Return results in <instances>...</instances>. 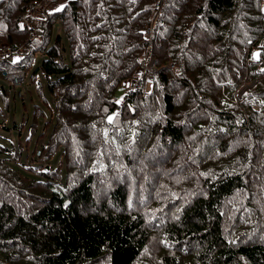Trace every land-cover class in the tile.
I'll return each instance as SVG.
<instances>
[{"label": "trees", "instance_id": "16d2710c", "mask_svg": "<svg viewBox=\"0 0 264 264\" xmlns=\"http://www.w3.org/2000/svg\"><path fill=\"white\" fill-rule=\"evenodd\" d=\"M32 1L0 0V75L51 96L27 156L41 178L0 156V264H264L262 0H66L42 18Z\"/></svg>", "mask_w": 264, "mask_h": 264}, {"label": "rangeland", "instance_id": "374dc122", "mask_svg": "<svg viewBox=\"0 0 264 264\" xmlns=\"http://www.w3.org/2000/svg\"><path fill=\"white\" fill-rule=\"evenodd\" d=\"M57 6L58 4L55 5V8ZM261 6L262 11L264 12V0H262ZM53 9L54 8H52L50 11ZM58 30L59 25L55 24L54 33H56ZM1 47H3V44H0V48ZM40 58L41 56L38 54L36 57L37 63L40 61ZM27 76L25 75L23 82H20V85L16 84V86L11 85L8 80L3 78V75H0V89L5 88L8 93L7 95L0 94V145H3V147L6 149L4 152L5 154L0 152V156L4 157L9 164L20 168V170L24 173L35 178H41L40 174L35 173L33 169L29 167L36 164L37 162L27 158V156L30 152V146L37 139L36 133L48 132V124H46V119L50 113L49 99H51V96H45L49 102L47 100L44 102L42 98H39L36 93V87L29 84L30 81L28 80ZM39 78H41V81H44V78H42L40 74H37L36 79ZM9 85L12 87H9ZM20 90H22V94L20 93ZM241 90L242 87L238 90V93ZM121 93L122 90H119L118 94L121 95ZM36 106L39 107L40 112H43V115L35 114L34 111ZM34 117H36L35 119L37 120V124L35 127V132L32 133L31 129L34 123ZM41 136H43V134H41ZM18 142L22 147V155L15 157V151ZM60 156V152L55 151L49 160V165L52 168L58 166L60 168L61 174L63 175L64 167L61 164H58L60 161ZM49 165L46 164L45 167L47 168Z\"/></svg>", "mask_w": 264, "mask_h": 264}, {"label": "built area", "instance_id": "2783aa9c", "mask_svg": "<svg viewBox=\"0 0 264 264\" xmlns=\"http://www.w3.org/2000/svg\"><path fill=\"white\" fill-rule=\"evenodd\" d=\"M56 1L57 0H33L30 5L35 10V14L39 18H42L45 12L50 11L53 5L57 2H60L61 0L57 2ZM25 25H27V22L26 19L24 18L21 22V26L24 27ZM144 34L147 38H149L150 27L145 29ZM148 49L150 50V47H148ZM6 54H8V49L7 47H5V45H3V47L0 48V62L3 60V56H5ZM262 63L264 65V60L262 61ZM167 65L170 69L173 68L172 63H168ZM155 70H156V66L154 63V59L151 53L149 52L143 57L142 61L140 62L138 71L126 81V84L130 88H137L138 86L142 85L145 81L151 79ZM2 75L3 78L8 80L11 85H16L23 80L25 73L24 71L21 70L4 71Z\"/></svg>", "mask_w": 264, "mask_h": 264}, {"label": "crops", "instance_id": "0c3cea01", "mask_svg": "<svg viewBox=\"0 0 264 264\" xmlns=\"http://www.w3.org/2000/svg\"><path fill=\"white\" fill-rule=\"evenodd\" d=\"M66 2V0H63L61 3H58V6L56 7L57 9H60L61 8V6L64 4ZM55 5H57V4H55ZM54 5V6H55Z\"/></svg>", "mask_w": 264, "mask_h": 264}, {"label": "bare ground", "instance_id": "6f19581e", "mask_svg": "<svg viewBox=\"0 0 264 264\" xmlns=\"http://www.w3.org/2000/svg\"><path fill=\"white\" fill-rule=\"evenodd\" d=\"M143 27V26H142ZM171 62V61H170ZM173 63V62H172ZM143 85V84H142ZM126 92V91H125ZM3 104V103H2ZM6 104H7V102H6Z\"/></svg>", "mask_w": 264, "mask_h": 264}]
</instances>
